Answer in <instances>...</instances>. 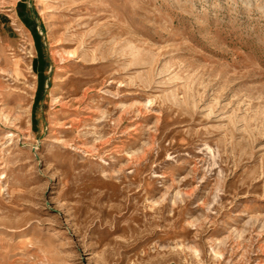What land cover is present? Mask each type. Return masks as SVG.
<instances>
[{
	"label": "rangeland",
	"instance_id": "rangeland-1",
	"mask_svg": "<svg viewBox=\"0 0 264 264\" xmlns=\"http://www.w3.org/2000/svg\"><path fill=\"white\" fill-rule=\"evenodd\" d=\"M0 264H264V0H0Z\"/></svg>",
	"mask_w": 264,
	"mask_h": 264
},
{
	"label": "trees",
	"instance_id": "trees-1",
	"mask_svg": "<svg viewBox=\"0 0 264 264\" xmlns=\"http://www.w3.org/2000/svg\"><path fill=\"white\" fill-rule=\"evenodd\" d=\"M17 15L20 19L30 25L35 23V20L38 19V15L33 7H29L24 1H21L17 4ZM35 43L38 50V57L41 59L43 56V51L41 50V40L39 34L34 31ZM42 80V79H41Z\"/></svg>",
	"mask_w": 264,
	"mask_h": 264
}]
</instances>
